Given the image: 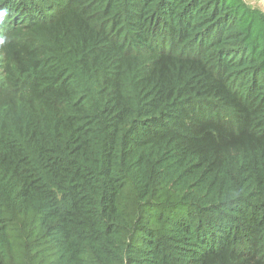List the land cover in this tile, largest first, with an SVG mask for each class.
<instances>
[{"label": "trees", "instance_id": "trees-1", "mask_svg": "<svg viewBox=\"0 0 264 264\" xmlns=\"http://www.w3.org/2000/svg\"><path fill=\"white\" fill-rule=\"evenodd\" d=\"M0 13V264H264L261 10Z\"/></svg>", "mask_w": 264, "mask_h": 264}, {"label": "rangeland", "instance_id": "rangeland-1", "mask_svg": "<svg viewBox=\"0 0 264 264\" xmlns=\"http://www.w3.org/2000/svg\"><path fill=\"white\" fill-rule=\"evenodd\" d=\"M247 5L257 8L264 13V0H243Z\"/></svg>", "mask_w": 264, "mask_h": 264}, {"label": "snow or ice", "instance_id": "snow-or-ice-1", "mask_svg": "<svg viewBox=\"0 0 264 264\" xmlns=\"http://www.w3.org/2000/svg\"><path fill=\"white\" fill-rule=\"evenodd\" d=\"M0 15H3V13H0Z\"/></svg>", "mask_w": 264, "mask_h": 264}]
</instances>
